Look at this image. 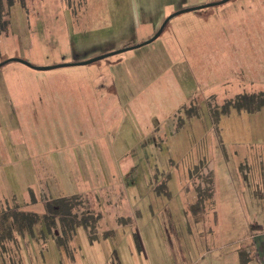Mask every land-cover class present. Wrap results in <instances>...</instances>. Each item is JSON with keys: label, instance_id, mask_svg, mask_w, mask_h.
<instances>
[{"label": "rangeland", "instance_id": "obj_1", "mask_svg": "<svg viewBox=\"0 0 264 264\" xmlns=\"http://www.w3.org/2000/svg\"><path fill=\"white\" fill-rule=\"evenodd\" d=\"M219 1L11 6L10 33L0 38V264H187L207 240L233 242L247 224L264 225V0L175 15L152 42L88 65L37 71L7 62L92 59L145 42L158 12L162 23ZM252 94L251 102L240 97ZM121 155H132L123 175ZM62 158L73 182L59 169L54 185L65 196L37 194L34 165ZM83 162L90 180L73 175ZM198 164L208 178L194 173ZM22 185L31 188L28 202L16 196ZM77 194L79 225L32 221L44 214L42 196ZM17 209L33 225L6 237L2 224Z\"/></svg>", "mask_w": 264, "mask_h": 264}, {"label": "crops", "instance_id": "obj_2", "mask_svg": "<svg viewBox=\"0 0 264 264\" xmlns=\"http://www.w3.org/2000/svg\"><path fill=\"white\" fill-rule=\"evenodd\" d=\"M157 19L158 20L156 22H158V25L157 24L156 25L149 24L150 29L153 30L154 28H156L155 32L158 30L159 24H161L159 22H161V20H162V16L159 15V12H158V18ZM153 34L151 36H153ZM151 36H149L148 39ZM158 126L159 127L162 126V128H164L163 123H160V125H158ZM149 130L150 131H147L146 134H143V137L146 136L145 139L148 138L150 136L151 132L153 131V130H151V128H149ZM148 132H150V133L147 134ZM149 141H150V139H149ZM130 157H132V155H129V157H127V158H124V156L121 155V157L118 158V161L116 163L119 165V167H120V165L123 166V171H121V175H123L124 173L126 174L128 172V169L130 166L129 164H131V161H132ZM51 161H53V162H51ZM63 161H61L60 163H55V161L53 159L49 160V161L46 160L45 162H44V160H40L39 162H37L34 165L35 170H36V172H35L36 179L41 180V181L43 180V182H41L42 185L38 188L39 191L35 188L38 192L37 194H41V193H44L46 191L47 192L50 191L53 196L54 195L65 196V193L63 191H59L61 195L57 194L56 191L58 190L57 187H59V185H54V181L57 180L56 177H54V174L60 173L59 169H61L63 171L61 175L66 176L65 175V171H66L65 170L66 169L65 168L66 167L65 161L66 160L63 159ZM69 165H71V164H69ZM77 168H79L78 173L77 172L73 173V175H75L76 178L81 179V177L84 176L85 179L90 180L91 176L89 173L87 174V172H89V170H90V163L88 165V164H85L83 162ZM103 171L108 173V170H103ZM51 172L53 173V175ZM66 178L70 179V181L73 182L72 177L66 176ZM45 181H49V186L46 184ZM50 182H51V184H50ZM26 186L22 185L21 186V189H22L21 192L16 193V196L17 197L19 196L20 198H25L24 199L25 202H28L27 201L28 200V194L31 191V188L29 187V185H26ZM76 189H78V187H76ZM11 195H15V194L13 192H11ZM11 195H10V197H11ZM47 195H49V194H47ZM12 197L14 198L15 196H12ZM12 197L10 199H12ZM30 209H32V206H29V210ZM249 225L250 224H247V228H249ZM259 225L264 227L263 224H259ZM205 242H206V240H205ZM225 242L226 241L224 240L221 242V244H218L216 246H213V245L211 246L210 243L208 244V240H207V243L206 244L204 243L205 245L203 247L196 249L198 251L197 257L194 260H189V262H187V264H240L238 251L244 247H250L252 249H255L257 252L256 258L253 259L249 264H264V233H257V234H252V235H249L247 233L243 238L237 239L236 241H233V242L230 241V242H226V243Z\"/></svg>", "mask_w": 264, "mask_h": 264}, {"label": "trees", "instance_id": "obj_3", "mask_svg": "<svg viewBox=\"0 0 264 264\" xmlns=\"http://www.w3.org/2000/svg\"><path fill=\"white\" fill-rule=\"evenodd\" d=\"M230 1H232V0H228L227 2H230ZM227 2H225V3H227ZM15 3L23 4L24 0H0V38L1 37H3V38L7 37L10 33L9 11H10L11 6ZM225 3H223V4H225ZM215 6H217V5H211L208 7H215ZM208 7H206V8H208ZM76 61L77 60H75L73 62H76ZM242 96L243 95H241L240 97L242 99H245L246 102H251L250 100L253 99L255 95H253V94L247 95V99H246V97H242ZM153 141H154V137H151L149 142L151 143ZM194 168H195V169H193L194 173L197 175L203 173L202 176L204 178H208L212 172L211 170H209V168L207 166L202 165V164H198ZM188 175L190 178L194 177V175L191 171H190V173H188ZM196 188H198V190H200V187H195V189ZM206 189H208V186L204 185V191ZM48 196H47V198L45 197V195L42 196L43 198L40 197V198H42L41 203L44 207V214H42L41 217L33 214L31 217L32 221H33V218H34V220L35 219H44L45 222L47 223V225H49L51 227L53 225L56 226L57 222H59L64 231L69 230L70 228H74V226H77L80 224L79 220L75 217V214H74L75 211H79L78 215L83 217V214L85 213V211L79 210L80 207H82V209L84 208L83 207L84 203L79 200V197H78L79 194L76 196L73 195V196H68L65 198H57V199H54V198L52 199ZM206 196H208V195H205L204 198ZM205 200H206V198L204 199V203L206 202ZM22 214H23V212H21V211L19 212L18 209L16 211L12 210V211L7 212V215H8L6 217L7 219H4V220H6L4 223V225L6 224L5 225L6 229L4 228V226L2 224L3 233L5 234L6 237H9L8 231L10 229H12L13 227L19 226L20 228H23V227L29 228V227H31L30 225H33V224H29L27 221L28 220L27 217L23 216ZM24 222L26 224H24ZM257 233H264V227H262L261 225L255 223V222L251 223L249 225V228H248V234L252 235V234H257ZM238 256H239L240 264H249L253 259L256 258L257 252L255 249H252L250 247H244L238 251Z\"/></svg>", "mask_w": 264, "mask_h": 264}, {"label": "water", "instance_id": "obj_4", "mask_svg": "<svg viewBox=\"0 0 264 264\" xmlns=\"http://www.w3.org/2000/svg\"><path fill=\"white\" fill-rule=\"evenodd\" d=\"M227 1L228 0H221L218 3H214V4H206V5H202V6L195 7V8H187V9L179 10V11L171 14L166 20H164L161 23L159 29L153 34V36H151L145 42H143V43H141L139 45H136V46L126 47V48H123L121 50H117V51H113V52H106V53H103V54H101V55H99L97 57H94L92 59H88V60H85V61H76V62H72V63H69V64H61V65H56V66H51V67H36V66H33L30 63H28V62H26V61H24L22 59H17V58L9 59V60H7V62H9V61L19 62V63H21L23 65H26V66L30 67L31 69L37 70V71H47V70H51V69H55V68H60V67H70V66L88 65L90 63H93L95 61L104 59V58L109 57L111 55H115V54H118V53H122V52L127 51V50H130V49L139 48V47H141L143 45H146V44L152 42L153 40H155L161 34L164 26L175 15H178V14H181V13H184V12H188V11H193V10H196V9L206 8V7L211 6V5L223 4V3L227 2Z\"/></svg>", "mask_w": 264, "mask_h": 264}]
</instances>
